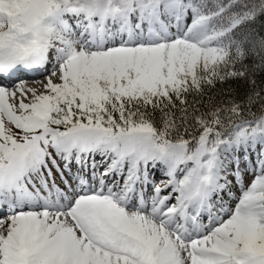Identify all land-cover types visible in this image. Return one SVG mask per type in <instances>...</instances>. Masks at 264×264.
Here are the masks:
<instances>
[{"label":"snow or ice","instance_id":"6c2138e0","mask_svg":"<svg viewBox=\"0 0 264 264\" xmlns=\"http://www.w3.org/2000/svg\"><path fill=\"white\" fill-rule=\"evenodd\" d=\"M0 264H264V0H0Z\"/></svg>","mask_w":264,"mask_h":264},{"label":"bare ground","instance_id":"6f19581e","mask_svg":"<svg viewBox=\"0 0 264 264\" xmlns=\"http://www.w3.org/2000/svg\"><path fill=\"white\" fill-rule=\"evenodd\" d=\"M25 78H28L27 76Z\"/></svg>","mask_w":264,"mask_h":264}]
</instances>
